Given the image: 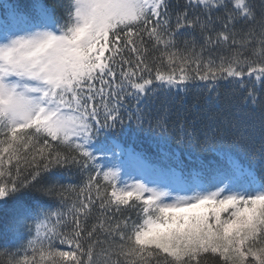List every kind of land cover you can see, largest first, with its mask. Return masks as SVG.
I'll return each mask as SVG.
<instances>
[{"label": "snow or ice", "instance_id": "6c2138e0", "mask_svg": "<svg viewBox=\"0 0 264 264\" xmlns=\"http://www.w3.org/2000/svg\"><path fill=\"white\" fill-rule=\"evenodd\" d=\"M0 9V264H264V0ZM194 88L246 118L170 123Z\"/></svg>", "mask_w": 264, "mask_h": 264}, {"label": "trees", "instance_id": "16d2710c", "mask_svg": "<svg viewBox=\"0 0 264 264\" xmlns=\"http://www.w3.org/2000/svg\"><path fill=\"white\" fill-rule=\"evenodd\" d=\"M43 3H50L51 0H42ZM25 3L31 4L32 0H25ZM2 11V9H0ZM163 103V97L153 105L154 113L161 109ZM171 106L173 109L172 121L170 123L175 124L177 120L176 114L179 113L185 117L190 127H195L201 133L208 132L211 134L212 130L217 127H223L227 121L235 119L246 118L243 112L239 109L237 104L229 101L223 89L218 100L205 99L203 95L199 93L198 89H192L187 93H180L178 96L171 98ZM116 139L125 146L132 145L137 149H143L149 152H155V139L153 134L139 132L136 128L130 127L121 133ZM102 143L108 144V141L101 138ZM166 151L175 150L181 154V159L185 164H189L195 161L198 156L200 159L209 160L214 159L212 153H195L190 148H186L175 143V140H169L166 145L163 146ZM185 153L192 154V161L187 159ZM65 182H76L74 179L66 178ZM3 224V213L0 212V227ZM210 264L214 262L210 261Z\"/></svg>", "mask_w": 264, "mask_h": 264}]
</instances>
